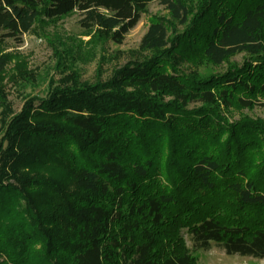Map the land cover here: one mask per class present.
<instances>
[{"label": "trees", "instance_id": "16d2710c", "mask_svg": "<svg viewBox=\"0 0 264 264\" xmlns=\"http://www.w3.org/2000/svg\"><path fill=\"white\" fill-rule=\"evenodd\" d=\"M152 1L0 0V44L73 11L93 43L120 44ZM161 3L187 24L183 1ZM195 22L170 43L151 20L149 58L93 84L73 74L1 123L0 264H196L184 233L264 259V120L223 114L264 107V0H205ZM178 40L211 64L247 58L201 78L176 66Z\"/></svg>", "mask_w": 264, "mask_h": 264}, {"label": "rangeland", "instance_id": "374dc122", "mask_svg": "<svg viewBox=\"0 0 264 264\" xmlns=\"http://www.w3.org/2000/svg\"><path fill=\"white\" fill-rule=\"evenodd\" d=\"M181 1L190 11L186 25L173 21L161 0H154L147 5L137 24L124 36L120 44L102 37L97 43H93V33H87L80 27V17L76 11L51 20L41 17L30 31L22 36L20 43L11 39L5 40L0 44V53L7 60L6 67L0 72V90H3L1 97H4L3 101L0 99V133L1 123L6 118L20 113L32 98H42L49 89L72 84L76 75L79 84L106 81L126 63L149 58L153 51L141 49L139 44L151 20L162 19L165 22L170 43L175 41L177 36L188 33L195 27V20L202 15L205 0ZM192 24L194 27H191ZM175 44L176 66L185 73L201 78L223 74L240 67L247 58L246 53L242 52L230 56L220 64H211L200 56L197 47L181 45L179 40ZM66 51L76 56L77 60L62 68V63L68 59L66 56L64 61L63 54ZM163 99L168 100L170 97ZM33 104L38 106V102L34 101ZM191 107L192 105H189V108ZM223 114L231 121L244 115L264 120V107L257 104L252 108H230L229 111H223ZM183 236L186 246L196 259V264H264V259L227 255L216 244H211L205 250H195L188 235L184 233Z\"/></svg>", "mask_w": 264, "mask_h": 264}]
</instances>
